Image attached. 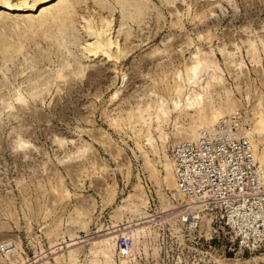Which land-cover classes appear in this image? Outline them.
I'll return each instance as SVG.
<instances>
[{"label":"rangeland","instance_id":"rangeland-1","mask_svg":"<svg viewBox=\"0 0 264 264\" xmlns=\"http://www.w3.org/2000/svg\"><path fill=\"white\" fill-rule=\"evenodd\" d=\"M104 1L109 9L101 12L92 0L77 5L62 35L40 31L32 37L20 21L0 18V264H54L55 257L66 256L71 236L79 238L76 264H85L91 241L139 225L152 235L133 241L129 264H138V253L157 259L151 225L139 217L128 220L129 214L114 225L113 215L139 183L146 216L159 206L171 208L163 206L171 203L169 190L158 187L145 168L147 154L161 170L144 137L150 131L157 151L172 161L177 130L195 118L193 110H172L176 74L186 85L197 52L218 61L223 83L211 90L216 107L229 97L247 121L257 104L264 115V0H142L146 8L133 21L114 0ZM98 12L112 20L122 46L116 62L87 57L82 49L90 39L81 16L93 19ZM18 38L26 39L21 52L2 51V42L16 44ZM251 45H257L254 53ZM160 102L169 112L161 122L164 146L155 129ZM82 212L88 214L85 225ZM212 254L213 264L259 261Z\"/></svg>","mask_w":264,"mask_h":264},{"label":"built area","instance_id":"built-area-1","mask_svg":"<svg viewBox=\"0 0 264 264\" xmlns=\"http://www.w3.org/2000/svg\"><path fill=\"white\" fill-rule=\"evenodd\" d=\"M249 132L245 113L236 111L199 141L173 147V206L141 220L156 232L158 257L138 253V264H209L208 252L225 259L264 255V186ZM203 216L211 218L208 227ZM131 245L121 235L117 250L127 255Z\"/></svg>","mask_w":264,"mask_h":264},{"label":"bare ground","instance_id":"bare-ground-1","mask_svg":"<svg viewBox=\"0 0 264 264\" xmlns=\"http://www.w3.org/2000/svg\"><path fill=\"white\" fill-rule=\"evenodd\" d=\"M92 1L99 8V12L109 9V6H107L104 0ZM86 2L87 0H20L19 2H15L14 0H0V18L3 21L7 18L20 21L23 24V28L30 30L32 37L36 32L40 33V31L42 35H48L50 31L62 35L63 31L69 27V24L72 22L70 17L77 5ZM114 2L120 8L121 13L129 11V14L125 17H128V19L132 21L139 18L142 15L143 10L146 8L145 4L142 3V0H114ZM99 12L93 19L81 16V22L83 23L81 28H83L82 30H84V33L90 39L89 42H86L87 44L85 46L83 45L84 47L82 49L87 57H102L108 62H116V58L119 57L121 53V45H119L114 36V27L111 25L112 20H110L108 16ZM16 41V44L2 42V51L9 53L10 55L21 52L24 48V42L26 39L18 38ZM260 46L264 51L263 42H260ZM256 50L257 45L250 46L251 53H254ZM176 75L179 81L176 82L173 88L176 99L172 102V110L177 111L178 113H186L187 111L193 110L195 118L192 126L181 130L178 128L179 130H177V133L174 136L175 144L199 141L205 131L213 129L218 122L224 118L230 117V115H234L237 111L238 108L236 103L229 97L226 98L225 102L221 101L217 107L213 104L211 90L215 85L223 83V77L219 71L218 61L214 58L207 57L206 55L197 52L192 57V61L186 69V85H183L181 74ZM57 77L63 78L64 76L58 74ZM117 94L118 91L113 94V97L117 96ZM17 101L22 104L24 100L18 97ZM28 107H30V105ZM144 111L147 112L148 109H145ZM142 112L143 111H140V113ZM168 116L169 112L164 108L163 103L160 102L157 106V111L155 112V120L157 121L155 129L160 133L159 138L162 140V146L165 145L166 135L161 133V122L166 121ZM248 121L250 123V132L247 133V135L250 137L253 158H255L258 164L262 185L264 186V115L260 108V104H257L255 109L253 108L252 117ZM146 124L147 121L143 119L142 125ZM144 138L151 149V152L155 153L159 159L158 162H155L161 165V170H159L156 168L153 161L146 156L147 154L144 155V164L149 178L154 180L158 187L164 186L169 192H172L176 189L173 161H170L169 155L166 154L165 151H157V146L150 131L146 133ZM136 146L140 150L141 146L139 144ZM132 189V193H129V195L122 201V204L117 206L114 210V222L112 224L115 225L121 222L127 214L130 215L127 217L128 220L133 217H139L140 219H145L147 217L146 208L148 206V201L145 192L142 190L140 183L135 184ZM160 196L162 197L163 195L161 194ZM163 200L165 201V199H162V202H164ZM166 202L167 203L164 202V205L161 203L165 208L173 206L169 200H166ZM80 215L82 217L81 223L85 225V222L88 219V214L82 212ZM202 218V221L205 220V223H203L208 227L211 218L207 216H203ZM206 220L208 222H206ZM144 224L146 223L144 222ZM114 225L113 227H117ZM147 227L139 225L134 229L130 228L128 231L119 235L116 233H119L121 229L116 230L117 232L111 231L103 233L98 236L97 239L90 242L89 249L87 253H85V264H129L133 258L134 246L131 245L127 255L122 256L117 250V241L120 238L118 236H125L127 239H130L133 244V241H138L139 237L146 238L152 235V230ZM154 234H156V232ZM77 238L78 237L73 238V236H71L70 240L65 242L67 245L66 256L64 257V255H61L55 257L54 264H76L78 262L80 249L78 247L79 242H77ZM156 252L157 250L154 249V254H156ZM208 253L210 255L209 260L213 264V258L217 257L212 254L213 252ZM253 256H256L259 260L256 264L264 263V255H252L250 258ZM236 259L242 261L245 260L244 258L228 260ZM80 262L82 261L79 260V264Z\"/></svg>","mask_w":264,"mask_h":264}]
</instances>
